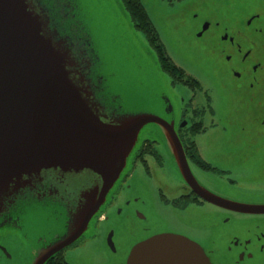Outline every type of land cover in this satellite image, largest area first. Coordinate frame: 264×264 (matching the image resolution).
Returning <instances> with one entry per match:
<instances>
[{
	"label": "flooded vegetation",
	"instance_id": "1",
	"mask_svg": "<svg viewBox=\"0 0 264 264\" xmlns=\"http://www.w3.org/2000/svg\"><path fill=\"white\" fill-rule=\"evenodd\" d=\"M192 1L160 0L158 6L163 12L162 21L156 26L151 20L157 44L165 53L163 61L153 49L159 68L167 80V89L161 90L159 105L153 113L171 127L191 173L205 190L231 202L264 205V187H261L263 181L251 186L259 190H244L247 186H244L241 175L234 174L216 158L220 154L222 156L224 145L228 143L227 140L218 138L223 120L220 103L222 95H227L233 99L230 118L233 130H238V136L235 134V140L232 141L238 150L237 155L247 153L248 156H259L261 167L256 172L264 174V0H216L215 5H212L213 9L216 8L215 27H211V21L204 18H211L213 15L204 13V7L193 8L192 5L197 0ZM55 6L63 19L75 17V9L70 2L56 0ZM193 9L201 10L198 15H192L193 24L195 20L200 22L204 18L200 29H171L179 46L175 49L173 41H169L168 35L160 27L163 22L172 25L169 14L181 15L186 11L188 14L185 12L187 15L183 14V19H190L189 13ZM223 21L226 26L221 25ZM135 30L146 37L138 29ZM71 32L76 52L86 49L88 40L83 30L71 26ZM147 41L149 42L148 39ZM204 49L206 56L203 54ZM208 58L211 59L206 60ZM162 62H167L170 66L164 68ZM197 62L207 69L200 66V70ZM185 94L190 97L186 98ZM200 96L206 101V105L202 107L198 106ZM152 127L154 131L150 132L154 134H148L147 130L140 138L127 167L109 192L103 206L91 219L86 232L45 264H78L73 254L78 251L84 253L86 247L92 246L95 251H102L105 260L113 258L110 260L113 264H127L136 245L166 234L182 236L197 243L212 263L213 258L230 255L231 252L237 253L240 263L258 260L249 251L256 244L251 241L241 244L236 236V228L242 219H264V215L236 213L202 199L183 179L177 157L161 128L156 124ZM207 135V140L203 139ZM197 137L202 139L198 142ZM239 146L244 148V152ZM247 172L244 171V174ZM249 172L255 173L252 169ZM138 173L147 180H153L155 186L146 187L139 195L136 192L132 196L131 180ZM158 175L162 178L156 182ZM253 175L261 176L264 180V175ZM61 181L63 183V179ZM62 188L68 197L74 194L68 192L63 184ZM121 195L126 200L124 203L121 200L119 202ZM56 196L55 182L46 177L40 192L26 196L27 199L19 204L27 206L40 199V208L56 221L61 220L60 229L51 230L49 235L42 237L38 249L47 248L67 230V215L74 207V197L63 204ZM17 208L11 210L18 213ZM10 219L11 216L8 215L4 222ZM256 238L255 243H261L264 234L257 235ZM226 241L231 243L229 247H225ZM239 248L241 251H233L240 250ZM263 251L264 246L261 247V252ZM84 260L87 259L84 257Z\"/></svg>",
	"mask_w": 264,
	"mask_h": 264
},
{
	"label": "water",
	"instance_id": "2",
	"mask_svg": "<svg viewBox=\"0 0 264 264\" xmlns=\"http://www.w3.org/2000/svg\"><path fill=\"white\" fill-rule=\"evenodd\" d=\"M55 1L0 0V227H18L26 206L19 204L40 192L46 177L55 182L61 203L74 197L65 234L47 248H36L31 264H45L86 232L142 132L154 124L168 139L183 179L202 199L236 213L264 215V205L231 202L205 190L166 121L153 112L124 109L106 84L76 1L65 0L75 9V17L66 20ZM71 26L88 40L79 53ZM37 201L33 204L41 206ZM16 207L18 213L11 210ZM127 264L213 263L197 243L166 234L136 245Z\"/></svg>",
	"mask_w": 264,
	"mask_h": 264
},
{
	"label": "rangeland",
	"instance_id": "3",
	"mask_svg": "<svg viewBox=\"0 0 264 264\" xmlns=\"http://www.w3.org/2000/svg\"><path fill=\"white\" fill-rule=\"evenodd\" d=\"M75 1L83 26L89 29L96 43V48L101 58V72L105 77L106 84L111 93H114L119 98L127 112H155L159 105L158 101L161 90L167 89V80L159 68L155 50L144 35L136 32V28L122 0ZM142 1L153 23L159 25L163 15V12L158 6L160 0ZM215 3L216 0H197L192 5L193 8L198 6L204 7V13L213 15L211 18L204 17L206 20L211 21V27H215V21L217 20L216 8H214L215 10L212 8V5H215ZM200 11L193 9L189 13L191 21L190 19H183L184 15L188 14L185 11L187 14L184 12V15L169 14L172 19V25H169L167 22L162 23L160 28L163 29L165 35H168L169 41H173L175 49H178L179 46L173 38L171 29H200L201 22L204 18L200 22L197 20H195L194 24L192 22L194 20L192 15L194 13L198 15ZM208 14L207 16H209ZM220 15L221 13L219 12L218 16ZM180 20L181 23L179 24L178 21ZM221 25L226 26L227 24L223 21ZM203 54L204 56L207 55L205 49L203 50ZM210 59L208 58L206 60ZM198 66L200 70L201 67L207 69L201 63ZM189 71L193 73L190 69ZM182 94L184 96V93ZM185 95L186 98L190 97H187V94ZM198 101V106L202 107L206 105L203 97H198ZM220 106L223 115L221 118L223 120L219 128L218 138L225 139L228 143L226 146L224 145L225 148L222 156L220 154L216 158L234 174L241 175L240 178L243 179L244 186H247L244 190H259L251 187L264 182L261 176L253 175H264L256 172L261 167L259 165V156H248L247 153L243 156L237 155L238 150L236 149L235 142H232L235 140L234 135L236 134L238 136V130H233V121L230 118L231 108L233 106L232 97L222 95V103H220ZM147 130H149L148 134H154L150 132V130L154 131V128L149 126L142 132L141 137L147 133ZM202 137H197L196 141L199 142V139H202ZM208 137L207 135L203 139L207 140ZM239 147L244 152V148L242 146ZM213 159L215 160V156H213ZM249 169H252L255 173L250 174ZM244 171H248L247 174H244ZM161 178L162 176L158 175L155 178L156 182H159ZM152 181L145 179L142 174L138 173L131 180V195L133 196L136 192L139 195V192L141 190L143 191L144 188L155 186ZM261 187H264V183ZM120 200L122 202L124 201L122 195L119 197V202ZM18 220V227H0V264H31L33 261V251L39 247V240L49 235L51 230H59L61 226V220L56 221L54 217H50L40 206L35 204L25 206ZM240 221L239 226L236 228V236L239 238L241 244L245 241H251L253 244H256L254 249L249 248V251L255 254L258 260H246L240 263L237 258V253L233 254L231 252L230 255H219L213 258V264H264V251L261 252V247L264 246V240L261 243H255L257 235L264 234V219L247 217L246 220L242 219ZM230 245L231 243L226 241L225 247H229ZM85 250L84 253L78 251L73 254L78 264H101L103 262L113 264L110 261L113 258L105 260V255L101 253L102 251H95L94 246L86 247ZM233 251H241V249ZM84 257L87 259L86 261ZM68 260L71 261L70 258Z\"/></svg>",
	"mask_w": 264,
	"mask_h": 264
},
{
	"label": "trees",
	"instance_id": "4",
	"mask_svg": "<svg viewBox=\"0 0 264 264\" xmlns=\"http://www.w3.org/2000/svg\"><path fill=\"white\" fill-rule=\"evenodd\" d=\"M125 9L130 15V18L135 26L140 32L146 35L147 39L150 42V45L156 50L159 55L161 61L165 58V53L161 50V47L157 44L156 32L151 21V18L144 7L141 0H122ZM163 63V62H162ZM164 68H168L170 66L169 63H163ZM65 264V263H58Z\"/></svg>",
	"mask_w": 264,
	"mask_h": 264
}]
</instances>
